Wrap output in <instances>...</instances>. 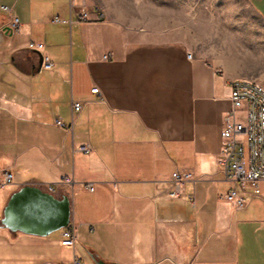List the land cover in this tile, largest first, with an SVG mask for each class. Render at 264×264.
Instances as JSON below:
<instances>
[{
    "label": "crops",
    "instance_id": "1",
    "mask_svg": "<svg viewBox=\"0 0 264 264\" xmlns=\"http://www.w3.org/2000/svg\"><path fill=\"white\" fill-rule=\"evenodd\" d=\"M241 78L264 86V0H0V264H264V180L237 208L220 164ZM25 185L69 197L73 246L3 225Z\"/></svg>",
    "mask_w": 264,
    "mask_h": 264
},
{
    "label": "built area",
    "instance_id": "2",
    "mask_svg": "<svg viewBox=\"0 0 264 264\" xmlns=\"http://www.w3.org/2000/svg\"><path fill=\"white\" fill-rule=\"evenodd\" d=\"M98 8V7H96ZM2 9L10 12L8 6ZM84 17L88 18V13L84 12ZM54 22H64L62 18L54 17ZM19 19L14 17L10 27L18 29ZM30 47L42 50L44 44L31 42ZM112 53L105 54V59H111ZM193 57L192 53L188 54ZM53 62L47 56H43L42 67L52 69ZM231 89L232 109L225 119L223 130V153L220 160L223 174L236 185L231 187L226 193V200L237 208H245L248 197H256L260 194L259 183L264 180V86L254 79H233L229 82ZM92 93H99V88H93ZM83 107L82 103H75V110L79 111ZM56 124L66 127L61 118H56ZM78 151L90 153L92 148L88 143H82L77 147ZM192 178V174L174 173V180L182 183ZM68 183L73 181V177L64 176L62 178ZM13 174L6 170L0 177V188L12 184ZM240 186V190L238 186ZM89 191H94L93 183L85 186ZM252 191V192H250ZM175 197L176 192L169 193ZM75 227L70 224L62 231L63 245L73 246L75 244ZM80 260L75 258L73 262L66 264H79Z\"/></svg>",
    "mask_w": 264,
    "mask_h": 264
},
{
    "label": "water",
    "instance_id": "3",
    "mask_svg": "<svg viewBox=\"0 0 264 264\" xmlns=\"http://www.w3.org/2000/svg\"><path fill=\"white\" fill-rule=\"evenodd\" d=\"M39 54L40 64H42L43 55ZM71 215V201L68 196L59 198L36 186L25 185L10 198L2 223L13 231L47 235L69 227ZM97 264L119 263L97 260Z\"/></svg>",
    "mask_w": 264,
    "mask_h": 264
}]
</instances>
